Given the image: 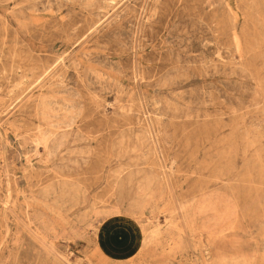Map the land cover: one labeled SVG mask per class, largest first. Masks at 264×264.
<instances>
[{
    "label": "rangeland",
    "instance_id": "374dc122",
    "mask_svg": "<svg viewBox=\"0 0 264 264\" xmlns=\"http://www.w3.org/2000/svg\"><path fill=\"white\" fill-rule=\"evenodd\" d=\"M263 3L0 0V264H264Z\"/></svg>",
    "mask_w": 264,
    "mask_h": 264
},
{
    "label": "bare ground",
    "instance_id": "6f19581e",
    "mask_svg": "<svg viewBox=\"0 0 264 264\" xmlns=\"http://www.w3.org/2000/svg\"><path fill=\"white\" fill-rule=\"evenodd\" d=\"M264 4V3H263ZM57 65V64H56ZM49 73H50V71H49ZM60 74V73H59ZM55 75V74H54ZM56 76V75H55ZM60 76V75H59ZM37 108V107H36ZM27 125V124H26ZM26 129V128H25ZM25 131V130H24ZM39 131H40V129H39ZM53 132V131H52ZM55 133V132H54ZM39 134H41V133H39ZM38 137V136H37ZM34 141H35V139H34ZM43 141V140H42ZM39 144V143H38ZM44 144V143H43ZM48 144V143H47ZM47 146V145H46ZM34 171V170H33ZM37 172V171H36ZM81 172V171H80ZM55 174V173H54ZM53 174V175H54ZM59 174H61V173H59ZM40 176H41V174H40ZM69 176L71 177V175L69 174ZM68 177V176H67ZM78 179V178H77ZM62 180H63V178H62ZM73 181V180H72ZM203 187V186H202ZM199 188H201V187H199ZM46 190V189H45ZM195 191V190H194ZM202 191V190H201ZM200 192V191H199Z\"/></svg>",
    "mask_w": 264,
    "mask_h": 264
}]
</instances>
